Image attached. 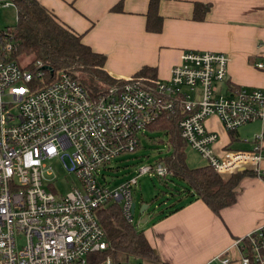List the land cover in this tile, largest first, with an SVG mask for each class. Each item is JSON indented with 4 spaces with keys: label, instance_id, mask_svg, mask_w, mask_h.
I'll return each instance as SVG.
<instances>
[{
    "label": "built area",
    "instance_id": "obj_1",
    "mask_svg": "<svg viewBox=\"0 0 264 264\" xmlns=\"http://www.w3.org/2000/svg\"><path fill=\"white\" fill-rule=\"evenodd\" d=\"M0 6L12 3L0 0ZM12 47L11 35L0 29V264H142L104 253L107 242L95 212L116 202L131 225L136 178L165 179L170 172L156 159L108 189L98 169L134 152L146 126L161 116L175 118L184 145L216 175L244 169L259 174L263 132L253 136L248 150L216 152L217 135L204 125L214 116L232 132L264 118V89L225 84L223 53L184 50L166 80L129 78L91 96L66 71L37 61L18 67L8 58ZM253 66L264 69V62ZM56 158L76 181L61 196L41 179L48 169L44 161ZM233 244L237 264H264V227ZM229 262L221 255L206 264Z\"/></svg>",
    "mask_w": 264,
    "mask_h": 264
},
{
    "label": "crops",
    "instance_id": "obj_2",
    "mask_svg": "<svg viewBox=\"0 0 264 264\" xmlns=\"http://www.w3.org/2000/svg\"><path fill=\"white\" fill-rule=\"evenodd\" d=\"M36 1L59 23L79 34L92 52L104 56L103 70L113 79H129L146 67L151 69L152 80L163 81L182 51H214L227 58L225 84L264 89V69L253 66L264 62V0H155V14L160 18L157 31L145 29L148 0ZM194 3L207 5L201 19L192 18ZM115 5L117 9H111ZM146 76L138 78L146 80ZM257 122L254 135L264 133V118L241 126ZM204 125L217 135L214 151L233 149L230 145L237 139L236 129L225 132L214 116L206 118ZM154 131L162 133L155 129L144 133ZM253 136L242 140L248 145L246 149L233 150L250 149ZM145 138L144 134L140 140ZM260 152L264 155V146ZM199 161L198 166L204 165ZM258 166L259 173H264V159ZM233 193L234 201L215 215L200 200L184 204L185 193L180 191L178 196L183 200L167 209L183 206L161 218L154 217L142 230L158 263L206 264L224 255L228 264H237L233 241L264 227V183L258 174L243 175Z\"/></svg>",
    "mask_w": 264,
    "mask_h": 264
},
{
    "label": "trees",
    "instance_id": "obj_3",
    "mask_svg": "<svg viewBox=\"0 0 264 264\" xmlns=\"http://www.w3.org/2000/svg\"><path fill=\"white\" fill-rule=\"evenodd\" d=\"M14 8V24L5 28L11 35L13 47L8 58L17 63V57H27L30 63L39 62L52 71L63 70L77 80L89 95H95L104 86L118 85L124 80L109 77L103 70L104 56L92 52L80 41V35L62 25L36 0H9ZM155 0H148L145 29L157 31L160 18L155 14ZM111 9L116 10L117 5ZM207 5L193 4L192 18L201 19ZM152 80L151 69L143 67L131 78ZM77 75H80L78 78ZM161 130L166 136L168 152L159 160L170 172L168 178L182 182L185 203L200 200L212 213L234 201L233 189L243 175H257L251 170H237L225 177L216 175L205 165L187 167L184 162V143L179 138L174 117L161 116L145 130ZM231 133V132H228ZM264 183V173L258 174ZM180 192V191H176ZM183 205L158 213V218ZM95 216L107 242L105 254L113 260H133L158 263L151 248L133 225L127 224L116 202H108L96 210ZM244 242V240H243ZM102 253V252H101ZM102 253V254H104ZM100 257V255H98ZM152 260V261H151ZM250 264H253L252 262Z\"/></svg>",
    "mask_w": 264,
    "mask_h": 264
},
{
    "label": "rangeland",
    "instance_id": "obj_4",
    "mask_svg": "<svg viewBox=\"0 0 264 264\" xmlns=\"http://www.w3.org/2000/svg\"><path fill=\"white\" fill-rule=\"evenodd\" d=\"M14 24V8L13 6H0V29H5ZM18 67H30L31 63L27 57L16 58ZM79 78L80 75H77ZM136 78V77H135ZM259 128V123H252L236 128L237 141L233 140L230 148L246 149L248 141ZM145 139H139V146L137 149L129 154L119 155L111 159L104 167L98 169V173L104 177L107 182L106 187L112 189L118 183L131 177L134 174V169L142 164H150L158 157L168 152L165 136L158 131L151 133H144ZM244 140V141H242ZM184 160L187 166L196 167L200 164L198 158L188 148H185ZM48 167L47 173L41 175L43 184L49 183L55 194L64 195L71 184H76L75 178L72 174H67L58 158L44 161ZM225 177V176H221ZM182 182L173 178L166 177L160 179L152 175H140L136 178L135 185L131 188V201L134 208L131 215V225L137 230H143L151 220L158 216V213L163 212L171 206L178 205L183 198L179 197L176 191H181ZM141 204L146 205L141 213H138V208ZM145 219L144 222H140ZM98 259L102 258L103 254H99ZM152 261V260H151ZM143 264H156L146 263Z\"/></svg>",
    "mask_w": 264,
    "mask_h": 264
},
{
    "label": "water",
    "instance_id": "obj_5",
    "mask_svg": "<svg viewBox=\"0 0 264 264\" xmlns=\"http://www.w3.org/2000/svg\"><path fill=\"white\" fill-rule=\"evenodd\" d=\"M45 68H49V67H45ZM145 207H146V205L141 204L140 207L138 208V213H141ZM144 221H145V219L140 220L141 223Z\"/></svg>",
    "mask_w": 264,
    "mask_h": 264
}]
</instances>
